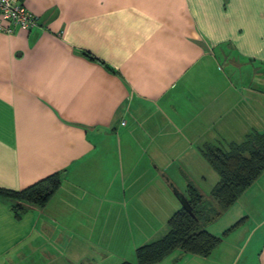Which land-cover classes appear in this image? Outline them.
<instances>
[{"label":"crops","instance_id":"0c3cea01","mask_svg":"<svg viewBox=\"0 0 264 264\" xmlns=\"http://www.w3.org/2000/svg\"><path fill=\"white\" fill-rule=\"evenodd\" d=\"M22 1L39 25L0 32V189L62 185L20 216L0 195V264H138L202 148L264 133V0ZM238 222L158 264H264V172L207 229Z\"/></svg>","mask_w":264,"mask_h":264},{"label":"trees","instance_id":"16d2710c","mask_svg":"<svg viewBox=\"0 0 264 264\" xmlns=\"http://www.w3.org/2000/svg\"><path fill=\"white\" fill-rule=\"evenodd\" d=\"M202 156L219 175L211 194L216 203H211L199 188L189 183L186 198L193 215L183 208L175 212L163 238L138 248V264H158L176 251L207 258L218 248L223 237L210 233L207 228L220 219L264 172V133L254 131L243 142L231 143L228 148L206 145L202 148ZM61 185V175L55 173L22 191L0 189V195L13 201V209L20 216L28 204L47 206ZM240 223L227 229L224 235L231 233Z\"/></svg>","mask_w":264,"mask_h":264},{"label":"built area","instance_id":"2783aa9c","mask_svg":"<svg viewBox=\"0 0 264 264\" xmlns=\"http://www.w3.org/2000/svg\"><path fill=\"white\" fill-rule=\"evenodd\" d=\"M38 25V17L22 0H0V32L14 34L18 30L31 31Z\"/></svg>","mask_w":264,"mask_h":264},{"label":"rangeland","instance_id":"374dc122","mask_svg":"<svg viewBox=\"0 0 264 264\" xmlns=\"http://www.w3.org/2000/svg\"><path fill=\"white\" fill-rule=\"evenodd\" d=\"M222 144L225 148H228V145H229L228 142H223ZM189 165H190V163H186V166H189ZM191 166L193 168H195L196 170L195 169L194 170L199 172V173H197V175H196V181L193 180V181H191V182L189 181V182L192 184L195 183V185L199 186L203 190V192L206 194V196L209 198L211 203H216L211 194H212V188H213L215 182L217 181V179L219 177L217 172L211 166H208V164L205 162L198 163V164H196L195 167H194V164H192ZM199 166H202V168H201L202 170L199 168ZM171 193H173V192H171ZM172 197H173L174 201H178L177 198H175L174 193L172 194ZM173 214H172V216H173ZM213 225H215V224H212L211 226H213ZM221 225H222L221 223L220 224L216 223V226H214V227L221 229ZM168 230H169V228H168ZM216 236L223 237L224 233L219 232V235H216ZM116 247H118V246H116ZM121 251L124 252V249H122Z\"/></svg>","mask_w":264,"mask_h":264},{"label":"water","instance_id":"95a60500","mask_svg":"<svg viewBox=\"0 0 264 264\" xmlns=\"http://www.w3.org/2000/svg\"><path fill=\"white\" fill-rule=\"evenodd\" d=\"M170 188L172 190V192L174 193L175 197L177 198V200L180 202V204L182 205V208L184 210H186L188 213H190L191 215H193L192 212V207L188 201V199L186 198V196L180 191L178 190L173 183H170Z\"/></svg>","mask_w":264,"mask_h":264}]
</instances>
